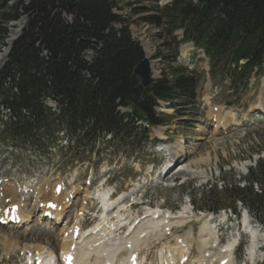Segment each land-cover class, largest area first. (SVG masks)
I'll return each instance as SVG.
<instances>
[{
	"label": "trees",
	"instance_id": "trees-1",
	"mask_svg": "<svg viewBox=\"0 0 264 264\" xmlns=\"http://www.w3.org/2000/svg\"><path fill=\"white\" fill-rule=\"evenodd\" d=\"M9 1L0 0L1 49L6 47V26L20 15L27 18L0 70L2 104L18 115V123L8 131L12 139L45 127L43 135L52 141L53 120L39 104L44 97L64 106L61 119L68 132L83 134L86 142L98 141L101 132L122 143L146 136V130L136 126L134 119L150 125L169 123L168 117L155 115L156 100L193 104L196 78L184 67L172 68L147 89L139 84L133 69L143 60V51L132 39L126 18L115 13L121 11L118 3L133 0H28L26 4L17 0L11 5ZM151 11L157 15L149 17L147 23L175 44L191 43L203 52L213 82L231 71L232 84L237 85L253 68L262 71L264 0H171ZM176 31L183 34L180 42H176ZM86 51L92 53L89 62L81 58ZM173 51L174 61L177 52ZM241 60L246 63L238 76ZM7 82L9 86L4 87ZM118 106L131 107L137 117L122 118L114 112ZM22 109L31 111L33 121L20 118ZM243 179L248 184L257 183L262 194L250 187L240 189L235 181H230L223 193L211 185L209 196L203 198L206 206L199 209L216 212L237 199L264 226V160L250 168ZM213 192L218 197L211 195Z\"/></svg>",
	"mask_w": 264,
	"mask_h": 264
},
{
	"label": "rangeland",
	"instance_id": "rangeland-1",
	"mask_svg": "<svg viewBox=\"0 0 264 264\" xmlns=\"http://www.w3.org/2000/svg\"><path fill=\"white\" fill-rule=\"evenodd\" d=\"M14 1L17 0H10L9 5ZM21 1L24 4L28 2V0ZM169 2L170 0H141L140 3H137V0H133L132 2L122 1L118 3L121 11L115 13L122 14L129 23L131 37L135 42L140 44L145 58H148L154 79L160 78L162 74H169V70L177 67L172 60L174 49L177 52L175 57L177 58L176 63L179 66H186L188 70H194L197 73L199 82L196 85V108L185 110L184 108L186 107L178 106L175 111L167 108L165 104L159 105V112L173 116L172 125L151 130L148 140L142 143L141 148L132 158H128L124 153H120L117 157H106L109 161L106 159L102 161L96 170L91 167L92 158L89 162H76L70 165L69 168H64V164L73 160V154L75 153V149H73L70 155L65 156L66 161L63 162L62 167L58 164L59 158L56 159V154L48 163L41 165L38 168V172L42 177L40 179L41 182L44 181L47 184L51 183L53 185L59 182L58 175H61L60 180L64 181L66 187L63 197L71 189H78L77 193L69 195L74 198L70 200L72 203L69 204L67 223L66 225H63V223L56 224L57 232L53 234V236L55 235L53 243L37 232V229L40 228L37 226L38 209H35V214L33 215L34 221L23 225L21 228H10V224L5 226L0 225V264H32L31 260L28 259L30 258L28 254L36 249H43V253L45 252L43 255L47 257L48 253L52 252L59 242V229H62V227L64 229L68 228L73 221L72 218L81 209V205L85 207V210L87 209V201H82V199L84 190L88 189V183L90 182H92V185L89 188V193L94 192L97 186L105 181L107 183L104 186L105 191H109V193L117 192L116 199L120 201L123 211H126L124 218H127V223L132 222L133 219L137 221L143 220L146 212L149 211L145 206H150L151 210H157L159 207V214L169 212L172 213L171 215H175L180 209L186 207L188 209V214L186 215L187 221H189L188 224L185 228H176L173 235L167 236L169 239L166 237L173 245L176 237L184 238L191 231L196 235L197 230L202 224L201 220H199L202 216L196 215L191 211L188 203L189 199L184 197L181 200L179 194L182 189L178 187L173 188L175 182H186L184 190L190 185L198 190L206 182H217L223 173L226 174V177L236 180L238 175H244L242 165L246 163L249 165L253 163L255 157L263 155L264 108L258 107V105L260 99L264 102V74L257 78L252 73L248 79L247 88L239 87L234 92H231L228 89V84H226L221 89L222 92L219 95L213 96V92L210 91L212 86L209 76L207 77V60L203 54L200 51H196L190 44H175L159 28L146 22L149 17L157 15V12L151 11L155 5L162 7ZM26 21V16L20 15L17 21L8 24L6 30L7 39L4 41L6 47H9L8 43L10 44L13 41L11 38L17 37L18 32L25 26ZM176 34L175 39L177 42L181 39V33L177 32ZM1 52L2 49L0 50V54ZM182 57H184L183 60L181 59ZM81 58L89 62L92 58V53L86 51ZM5 61L6 59H4L2 65L0 64V68ZM240 84L244 85L245 82L241 81ZM212 112H214V118L222 115L220 117L226 121L225 124L217 121L215 127L221 128L224 126L226 130L222 131L214 127L213 116H211L213 119L210 120ZM100 145H98V148ZM169 150L177 152L175 156H179L177 157L176 167L173 172L168 177L162 178L160 176L162 172L161 168L169 165L171 157ZM76 157L78 159L83 158L82 154H78ZM86 158L87 153L85 154ZM28 165L30 166V171H36L35 167L31 164ZM184 167H188L189 171L182 172V168ZM131 168H133L132 174L135 175L132 183L114 179V176L118 175L119 172L124 171L127 173ZM174 174L176 175L174 176ZM172 175L175 179L174 177L171 178ZM111 180H115L116 182L109 184ZM70 183H73L72 186H70ZM186 192H189V190H186ZM142 195L144 197L141 200L140 196ZM133 196L135 197L134 199ZM194 201L198 204L200 200L196 197ZM29 202H25L28 211L32 209L33 204ZM131 203L139 206H135V209L132 210ZM96 207L97 205L94 204L86 210V218H94L97 212L98 214L100 213V208L96 209ZM91 208H94V210L87 212ZM225 218H228L230 222L227 226H224V219L221 215L212 217L213 220H217V224H222L219 228L223 227L222 232L219 231L217 233L215 231V236L218 239L223 238L225 240L231 236L237 237L241 235L242 238L244 237L245 242L242 252H236L230 263L243 264L249 248V236L241 234V227L239 228L241 215L239 220H236L229 214ZM22 220L23 218L19 213V218H17L16 222H21ZM250 220L252 221L251 224L256 226V222L251 217ZM84 224L88 227L92 223L88 222ZM18 225H21V223L13 225V227ZM87 227H83V229ZM226 227L231 231L225 233ZM237 228H239L238 231H236ZM56 234L58 235L57 237ZM262 234L260 246H263V251L258 254V264H264V262L260 263L264 259V229ZM8 236H13V239L4 240V237L7 238ZM112 236L119 238L122 235L121 233H113ZM191 246L193 249L191 260L194 263L200 260L201 255L197 249L196 242H193ZM142 249L144 252L148 250L145 245L142 246ZM27 251L30 252L26 254ZM124 256L127 259L128 254Z\"/></svg>",
	"mask_w": 264,
	"mask_h": 264
},
{
	"label": "bare ground",
	"instance_id": "bare-ground-1",
	"mask_svg": "<svg viewBox=\"0 0 264 264\" xmlns=\"http://www.w3.org/2000/svg\"><path fill=\"white\" fill-rule=\"evenodd\" d=\"M5 55L6 53L0 54V64ZM183 58L184 57H182V59ZM259 106L264 108V102L262 99L259 101ZM213 113L214 112L210 115V120L214 118L211 117L213 116ZM219 117L213 119L214 127L217 121H220L221 124H225L226 121ZM215 128L223 130L225 127ZM175 151L177 150L175 149ZM169 152L171 156L169 162L172 165L167 167L164 174L160 175L162 178L168 177L173 172L174 167H176L177 157L179 156H175L177 152H174L173 150H169ZM187 171H189L188 167L182 168V172ZM175 175L176 174H174V176ZM174 176L172 175L171 178ZM70 184V186H72L73 183ZM55 185L56 184L52 185L51 183H43L34 189H30L29 186L26 185L24 188L20 187V189H18V192L20 193H18L17 190L11 191L12 189L9 190L11 194L6 192L4 199L6 200V198H8L11 203L16 202V204H14L16 207L13 211L10 212V206L8 207V221L13 218V222L21 223V225L15 227H13V225H9L10 228L12 227L18 229V227L21 228L23 225L33 222L35 209L39 207L37 210L39 214L37 217V226L40 228L37 229V232L48 240H51L53 243V240L55 241V235L53 236V234L57 232V227H55L56 224L54 222L57 220H65V222L62 223L63 225H66L68 219L67 214L69 213V204L72 203L70 201L72 197L69 195L78 192V189L73 188L63 197L66 190L60 186L61 192L57 195L54 190L58 185ZM7 189H9V186H7ZM26 192H28L29 200L33 199L32 211H28V209H26V205L23 203V199L25 198L20 197L21 194ZM107 194H109V192H106L103 189H98L92 194L88 192V189L84 190L82 201L88 202L93 199L98 203L100 208V213L97 217V224L86 228L87 230L85 231L81 230L78 239L73 240V234L80 228L81 221L84 218L85 207L82 205L81 209L75 214L74 218H72L73 221L70 224L71 226L69 225L67 229H64L63 227L62 229H59V242L56 247L53 248L54 250L48 253L47 257L49 259L56 256V260L54 261L56 264H64V260L68 256H70L71 259L69 264H126V258L124 255L129 254V258H131L132 255L135 256L133 261L128 260L129 264H221L222 261H225V264H230V257L234 254V252L232 253L231 251V247L234 244L235 238L230 237L224 242L220 239L217 244L215 239V228H213V224H216V221H213L208 216H203L202 219H200L202 224L197 231L196 237L192 234V232H190L184 238L176 237L175 242L172 245L166 237L173 234L175 228L184 227L188 223L186 217V207L180 209L175 213V215H171L172 213L169 212V214H159L158 211L160 209L155 211L156 213L151 212L149 215L145 216L143 220L141 219V221H139L129 233V231L125 232V228L119 227L120 224L127 221V218H124L125 214H123L122 208L119 204L112 203V200L107 198ZM47 202L53 203V210L46 206ZM109 207L113 208L111 215L114 216V221L110 220L108 215L105 213V210ZM56 212L59 213L52 217L53 221H50L51 223H43V220L40 218L46 216L47 214H55ZM19 213L23 220L21 222H16L17 218H19ZM242 220V228H244V232L248 234L250 238V248L248 249V254L253 256L255 261L257 255L256 248L259 247L262 230L253 226L250 220H246L243 217ZM62 223L58 222V224ZM133 223L134 221L128 224L129 228L133 226ZM107 224L110 225L103 227ZM122 231H124L125 234L127 233L126 236L123 235ZM65 232H67V234L64 237L63 235ZM113 233H121L122 236L114 238L112 236ZM57 236L58 235L56 234V237ZM4 238V240H12L13 236ZM167 238L169 239V237ZM154 239L156 240L153 241ZM179 239L181 240L177 241ZM193 242H196L197 249L201 255L200 260L194 263H192L191 260V256L193 255L191 245ZM143 245L148 248L146 252L142 249ZM127 251L130 252L128 253ZM29 252L30 251H27L26 253L28 254ZM30 253V257L34 258L33 264H49L43 255L45 253H43V249H36Z\"/></svg>",
	"mask_w": 264,
	"mask_h": 264
},
{
	"label": "water",
	"instance_id": "water-1",
	"mask_svg": "<svg viewBox=\"0 0 264 264\" xmlns=\"http://www.w3.org/2000/svg\"><path fill=\"white\" fill-rule=\"evenodd\" d=\"M150 71L151 65L146 58L136 64L133 69L135 76L139 79L140 85L144 88L150 84Z\"/></svg>",
	"mask_w": 264,
	"mask_h": 264
}]
</instances>
